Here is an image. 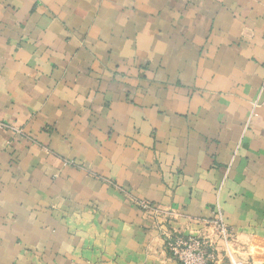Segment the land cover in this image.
I'll return each instance as SVG.
<instances>
[{"label":"crops","instance_id":"obj_1","mask_svg":"<svg viewBox=\"0 0 264 264\" xmlns=\"http://www.w3.org/2000/svg\"><path fill=\"white\" fill-rule=\"evenodd\" d=\"M0 121V264H264V0H0Z\"/></svg>","mask_w":264,"mask_h":264},{"label":"built area","instance_id":"obj_2","mask_svg":"<svg viewBox=\"0 0 264 264\" xmlns=\"http://www.w3.org/2000/svg\"><path fill=\"white\" fill-rule=\"evenodd\" d=\"M5 128L17 134L21 133L17 127L0 121V129ZM137 205L142 211L153 215L163 214L170 218L174 215L173 212H167L143 200L137 201ZM163 237L166 250L178 264H209L212 259V253L207 251V242L199 236H183L163 230Z\"/></svg>","mask_w":264,"mask_h":264}]
</instances>
